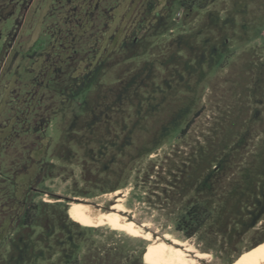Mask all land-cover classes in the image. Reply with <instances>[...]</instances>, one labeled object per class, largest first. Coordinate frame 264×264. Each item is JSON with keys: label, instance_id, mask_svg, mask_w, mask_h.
<instances>
[{"label": "rangeland", "instance_id": "obj_1", "mask_svg": "<svg viewBox=\"0 0 264 264\" xmlns=\"http://www.w3.org/2000/svg\"><path fill=\"white\" fill-rule=\"evenodd\" d=\"M179 1L96 0L69 35L68 0H0V264H153L148 239L86 224L78 199L109 210L120 198L126 219L187 241L203 264L264 245V0L187 16ZM106 125L120 163L102 168L81 142ZM196 203L209 212L187 237L177 223ZM57 217L79 225L75 242Z\"/></svg>", "mask_w": 264, "mask_h": 264}, {"label": "bare ground", "instance_id": "obj_2", "mask_svg": "<svg viewBox=\"0 0 264 264\" xmlns=\"http://www.w3.org/2000/svg\"><path fill=\"white\" fill-rule=\"evenodd\" d=\"M118 201L109 210H101L94 205L78 199L81 204H73L77 217L89 225L98 226L107 223L112 228L121 229L130 235L148 239L147 260L153 264H203L207 253L198 252L187 241L172 239L168 236L152 237L150 231L142 229L146 224H137L132 219H126L122 214L124 207ZM167 240L170 241L168 243ZM232 264H264V245L248 252L239 261Z\"/></svg>", "mask_w": 264, "mask_h": 264}, {"label": "trees", "instance_id": "obj_3", "mask_svg": "<svg viewBox=\"0 0 264 264\" xmlns=\"http://www.w3.org/2000/svg\"><path fill=\"white\" fill-rule=\"evenodd\" d=\"M208 0L202 2L201 0H197V1H193V4H188V0H180L178 2L179 4V8H184V9H189V7L191 5H194V7H197V9H201L203 7H205V3L207 2ZM208 2H211V0H209ZM178 8V9H179ZM201 112V108L197 109L194 113H193V116L192 118L186 123V125L180 130L182 133L185 132V130H187L189 128V126L191 125V123L193 122L194 118L196 116L199 115V113ZM100 142V141H99ZM83 145L87 146L85 149L86 151L88 152L87 155L89 156L90 158V162H96V163H100L102 160L105 159V156L106 155H109L108 158H106L107 162H108V159L111 158L112 155H115L113 159V163H116V162H119L120 161H117L118 159H116L117 156H120L119 155V151L115 150L116 148L114 147L112 152H110V142H108V139L107 140H103L100 144H97L96 146L94 145H90L91 141L89 139H84V142H81ZM87 144V145H86ZM89 144V145H88ZM88 146H91V148H89ZM93 147V148H92ZM96 153V154H99L98 156H96L95 158V155L93 154ZM110 153V154H108ZM118 153V154H116ZM94 155V156H93ZM133 159L136 158V157H132ZM130 158V159H132ZM68 158H65L64 160H67ZM103 162V161H102ZM129 162V161H128ZM103 167L105 166V164H107L106 162H103ZM108 166V164H107ZM106 168V167H105ZM118 187L117 186H112V187H109L107 189H110V190H115L117 189ZM264 193V192H262ZM208 212H209V209H207L205 206L201 205V204H193L190 209L187 210L186 214L182 217V219L177 223V226L185 232V235L187 237H191L193 236L197 230L200 228V226H202V224L205 222V219L207 218V215H208ZM27 218L24 219V225H27ZM79 225L77 223H74V222H69L68 225H66L64 223V227H63V230L65 232V237L70 240L71 242L74 241V236H72V233L70 230H72V228H77ZM75 242V241H74ZM260 242V241H259ZM257 244V243H256ZM75 251V250H74ZM72 257V255L70 256V258ZM69 258V260H70ZM69 260H67L66 262H63V264H67L69 262Z\"/></svg>", "mask_w": 264, "mask_h": 264}, {"label": "flooded vegetation", "instance_id": "obj_4", "mask_svg": "<svg viewBox=\"0 0 264 264\" xmlns=\"http://www.w3.org/2000/svg\"><path fill=\"white\" fill-rule=\"evenodd\" d=\"M31 1L32 0H30V2ZM68 1H69V6H68V8L63 9V11L65 10L64 11L65 13H63V11H62V13H60L59 20H60L61 24L63 25L62 27L66 30V33H69V35H71L72 34V26L75 25L73 23H76V21H80V15H78V13L79 14H82L84 12V10H85L86 12L84 14H86V16H90L91 17L92 14H93V8L95 7L94 6V3H95L96 0H68ZM193 1H197V0H188V4H191V3L193 4ZM201 1L204 2L206 0H201ZM149 2L152 3V1H149ZM80 6L83 7L82 12H78V9L81 8ZM196 9H197V7H194V5H191L189 7V9H187V11H185L184 13L187 16L190 13V11H193V10H196ZM68 12L72 13L73 16H74L72 18V21H70L71 20V18H70L71 16L69 17L67 15ZM76 14H77V16H76ZM64 16H66L67 18H64ZM75 17H77V19H75ZM141 24H140V26H142ZM103 31L106 34H108V36H106L107 37L106 39H110V41H112L113 38H114V34H115L114 32H116V31H112V26L110 25V20L109 19L106 21V25H105ZM119 33H123V34H121L122 36L125 35L124 32H119ZM93 34H95V32ZM126 34L129 35L128 32ZM95 39L96 38H94L93 43L90 44V46L92 45V48L91 49L93 51L96 50V47L93 46L94 43L96 42ZM127 40H128V38H127ZM127 40L123 39L122 43H124V44H125V42L126 43L127 42H130L131 44L132 43H135L136 40H137V36H134L132 38V40H129V41H127ZM97 124L98 123L95 122L93 124V126L96 127ZM109 128H110V126H109ZM93 129H95V132L98 131L96 128H93ZM110 133H111V131L108 129V126L106 125V129H104L103 131L98 132V135L96 134L90 141H91V143H93L96 146L97 144H100L103 140H107V139L109 140L110 139V136H108V134H110ZM104 136H106V137L103 138ZM93 154H94V152H93ZM94 155H95V158H96V156H98L99 154H96L95 153ZM28 205H30V204H28ZM49 206H53V205H49ZM26 211H27V213H32L31 216H29V214L27 215V213L25 215V218H27V222H28V223L26 222L27 225L32 226L33 225V222H34V220H35V218L37 216V214H35L33 211L30 212L29 206L27 207ZM74 213L76 215L75 210H74ZM57 219H58L57 220V224H58L59 229L60 230H63V227H64V219L62 217H57ZM69 222L72 223L74 221H69ZM61 264H63V262Z\"/></svg>", "mask_w": 264, "mask_h": 264}]
</instances>
